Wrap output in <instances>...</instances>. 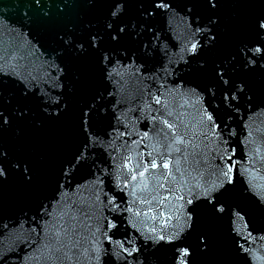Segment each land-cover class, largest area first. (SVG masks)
Wrapping results in <instances>:
<instances>
[{"label": "snow or ice", "instance_id": "1", "mask_svg": "<svg viewBox=\"0 0 264 264\" xmlns=\"http://www.w3.org/2000/svg\"><path fill=\"white\" fill-rule=\"evenodd\" d=\"M162 96L202 138L191 178L169 158L188 131L151 114ZM261 116L264 0H0V264H204L221 234L222 264L264 261V156L233 146ZM156 122L171 142L145 143ZM53 131L47 169L7 139ZM160 168L176 188L138 196Z\"/></svg>", "mask_w": 264, "mask_h": 264}, {"label": "water", "instance_id": "2", "mask_svg": "<svg viewBox=\"0 0 264 264\" xmlns=\"http://www.w3.org/2000/svg\"><path fill=\"white\" fill-rule=\"evenodd\" d=\"M86 3V0H83ZM234 9H226V14H231ZM7 40V37H4ZM162 104L160 106H155L153 104V109L151 114L161 116L162 119H167L170 123H173L178 130V134L183 135L185 131H188V136L185 137L186 140L189 141L187 145L181 144L177 145L181 148L180 153H172L170 155V159L173 161L172 164V172L173 175L176 177V180L179 181L180 174L175 171L176 164L174 163L177 159L180 160V168L181 171L185 172V176L191 178V176L197 175V171L194 169L196 165L194 164L195 159H199V153L203 150V144L201 142L202 138L199 135V130L195 138L193 139V135L190 129V125L192 123V116L190 113L192 112L191 109H185L181 107L182 101L179 98L173 100L171 97H161ZM148 103L152 104V101H147ZM165 104L167 107L165 108ZM156 108H159V111H156ZM171 111L173 114L172 116H168L167 112ZM143 120L136 124V129L140 130L143 124ZM249 127L247 129L238 128V132H240L239 139L233 138L234 141H237L233 144L234 147L237 148V158H240L241 155L244 153L249 154V158L253 157V150L255 148L260 149V155L264 156V116L261 117H254L251 120L247 121ZM189 126L186 128L185 126ZM155 127L157 131L163 129L164 132H167L171 142V138L173 137V133L171 130H168L162 123L156 122L155 125L152 123L148 124V129L150 131V135H152V139L149 141H145L146 144H155L156 137L153 133H151V129ZM248 132H252V136L248 138V141L245 143H240L239 141L244 140V137L247 136ZM163 132L161 133V137L163 136ZM8 142L10 144H20L25 149H31L32 155L34 159L37 160L39 165L42 168H49L53 167L56 162V151L57 148L64 142L63 141V133L60 132H46L42 135H34L31 132H27L22 138L13 139L11 132L8 134ZM56 141L54 144L53 141ZM199 145V147H197ZM144 151H151V148H145ZM185 151L188 153L187 161L184 160ZM167 155V154H166ZM244 166H249L245 164ZM255 167L261 170V175H264V163L260 162L259 157H255ZM166 170L160 169H150L148 173H146L143 180L138 178L136 184L139 185L143 182L147 183V189H137V195L141 198H147L149 200L152 199L153 195H156L157 192L152 191L155 187V178H160L161 182L165 183V188H172L173 190L176 188V184L172 182V177H168L167 181L163 180V177L166 176ZM127 191V190H126ZM160 196H163L166 193L165 189H158L157 190ZM155 201H153V205H155ZM145 208L147 207L144 206ZM95 225L93 224V228ZM77 228H81L80 224H77ZM75 239V237H73ZM71 255V253H69ZM264 255V253H261ZM227 258L226 253V242L223 238V235H219L216 240L215 250L214 253L205 258L204 264H222ZM65 264H87V260L85 258L77 259L73 257L72 261H66ZM257 264H264V261H258Z\"/></svg>", "mask_w": 264, "mask_h": 264}]
</instances>
